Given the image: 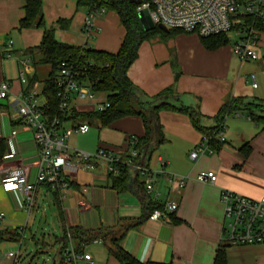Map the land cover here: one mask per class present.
I'll use <instances>...</instances> for the list:
<instances>
[{
	"label": "crops",
	"instance_id": "0c3cea01",
	"mask_svg": "<svg viewBox=\"0 0 264 264\" xmlns=\"http://www.w3.org/2000/svg\"><path fill=\"white\" fill-rule=\"evenodd\" d=\"M23 5V0H0V86H8L7 98L0 100V141L5 146V154L0 159V181L4 171L11 167L24 168L33 179L39 157L33 130L15 115V101L21 96H33L44 109L47 105L42 87L50 67L39 64L36 52L43 30L19 29ZM79 10L73 0H42L44 26L53 30L56 41L84 47L83 13L74 23L79 27L75 43L59 39L72 29ZM108 19L104 15L97 18L98 33L99 26L105 27ZM256 29L259 57L256 61L241 62L233 54L238 39L235 33L226 34V43L214 50L206 49L196 34L179 33L169 38L168 47L173 52L168 56L151 54V39L143 42L136 60L127 70V78L138 90L141 101L149 104L162 91L170 89L174 96L162 101L197 110L202 118L200 125L213 128L216 115L229 100L264 102V31ZM124 35V29L123 34L114 35L101 31L94 46L87 42V48L115 54ZM250 75L254 76L255 88ZM70 110L96 111L95 104L76 100L71 102ZM156 120L162 141L156 145L157 138L152 137L149 161L143 159L141 152L140 160L156 173L157 198L146 194L143 180L131 170L127 171L125 190L112 189L105 163L100 161L94 162L92 169L63 166V175L70 182L64 194L44 185L38 188L36 198L53 205L54 230L56 224L63 236L57 240L59 248L52 264L60 262L59 252L67 231L64 228L100 235L85 244V251L95 264H119L99 247H105L110 237L119 236L128 226L132 227L125 232L121 248L140 263L213 264L216 251L223 245L220 191L228 190L250 199L264 195V129L254 124L245 112L228 116L221 129L223 142L216 139L214 144H208V151L199 154L196 161H191L189 154L197 148L202 135L192 127L188 117L162 110ZM80 124H87L89 131L84 135H70L66 140L69 150L94 153L101 148L122 155L128 149L130 137L142 138L145 134L142 120L135 116L118 119L106 127H100L95 120L61 123L60 133ZM91 128L95 130L91 132ZM244 146L248 148L247 155L241 151ZM9 155L12 157L5 159ZM209 171L217 176L214 184L196 180L197 174ZM173 176L184 177V186L179 187L176 180H171ZM150 202L163 206L160 211L164 212V219L148 220ZM169 204L177 206L174 212L168 211ZM35 211L37 215L38 210ZM30 213L24 211L23 198L7 192L0 183V264H33L38 256L48 254L43 243L46 234H38L42 222L48 225V218L36 222L34 215L30 221ZM21 230L22 239L17 241L13 236ZM225 252L227 264H264V243L227 247ZM8 254L17 257L13 260Z\"/></svg>",
	"mask_w": 264,
	"mask_h": 264
},
{
	"label": "built area",
	"instance_id": "2783aa9c",
	"mask_svg": "<svg viewBox=\"0 0 264 264\" xmlns=\"http://www.w3.org/2000/svg\"><path fill=\"white\" fill-rule=\"evenodd\" d=\"M147 11L151 22L167 29L180 30L187 34H196L201 38H208L223 34L235 33L238 36L232 52L241 61H256L258 30L257 24L264 27V0H139L136 12ZM106 10L94 5L87 10L84 18L82 34L87 42L95 38L98 33L96 20ZM82 69L78 66L61 62L57 69L55 80L58 110L66 113L70 110L73 100L95 104L96 112H104L109 103L104 96L94 92L88 83L81 79ZM252 87H256L254 76L250 75ZM21 82L24 79L21 77ZM8 86H0V100L7 98ZM44 108L33 99L19 97L15 101V115L26 127L33 130V140L37 146L39 157L35 163V175L31 179L27 170L11 167L4 171L0 183L7 192H15L23 198L24 211L29 214L33 208L37 190L40 186H47L64 194L70 182L64 177L63 166H77L92 169L94 162L105 163L108 176H117L120 169L136 172L143 180L147 195L157 198L154 192L155 172L147 168L140 153L135 149L137 138L130 137L127 141V157L104 149H97L94 153L79 150H69L67 138L72 134L84 135L89 131L87 124H80L75 128L66 129L60 133L61 122L58 118H48ZM215 138L223 142L221 132ZM209 136L202 135L197 148L189 154L191 161H196L199 154L208 151ZM211 153V151H209ZM12 156H6L9 159ZM160 160V165L163 166ZM179 187L184 186V177L173 176ZM200 183L214 184L217 176L214 172H200L196 176ZM219 203L223 208V233L221 243L228 247L253 246L264 243V195L259 199H250L228 190H221ZM177 206L167 205L170 212ZM1 218V216H0ZM164 219V212L153 211L148 220ZM23 232V230H21ZM16 259V254H8ZM58 264H95L93 258L85 251V247L78 248L69 230L64 234V244L59 252Z\"/></svg>",
	"mask_w": 264,
	"mask_h": 264
},
{
	"label": "trees",
	"instance_id": "16d2710c",
	"mask_svg": "<svg viewBox=\"0 0 264 264\" xmlns=\"http://www.w3.org/2000/svg\"><path fill=\"white\" fill-rule=\"evenodd\" d=\"M77 8L89 9L94 5L103 7L106 12H113L118 16L119 22L125 31L124 38L119 50L115 54L94 51L89 48H78L56 41L53 30L46 29L42 17V0H23V17L19 21V29H41L43 30L42 38L36 52L40 57V65H48L50 73L44 81L42 95L45 97L47 105L44 110L48 118H58L61 123L68 122H85L95 120L100 127H106L114 121L135 116L142 120L145 134L142 138H137L135 149L141 152L146 146L150 147L152 137H156V145L161 143L159 128L154 130V119L157 118L159 111H171L184 114L188 117L192 127L201 135L210 137L208 144L216 142L215 135L221 132L225 119L237 111L245 112L248 118L257 126L264 129V102L246 99H231L226 102L215 117V126L205 128L200 125L201 116L195 109L186 107H174L168 102L162 100L173 97L174 94L170 89H166L152 99L151 103H145L140 100L138 90L130 83L127 78V70L137 58L139 46L155 37L163 39L171 38L179 33L180 30L170 29L164 33L158 29L145 32L143 31L137 14L136 6L128 3V0H73ZM62 23V21H60ZM256 28L264 31V27L257 24ZM160 35V36H159ZM203 46L208 50H214L224 45L226 35H218L208 38L199 37ZM61 62H68L82 69L81 80L88 83L91 89L103 95L109 103V108L104 112L80 113L69 110L61 113L58 110L59 101L56 96L57 88L55 84L57 69ZM162 101V102H161ZM166 101V100H165ZM160 102V103H159ZM159 103V104H158ZM157 122V120H156ZM246 150V151H245ZM128 149L122 154V159L127 157ZM241 151L247 155L248 148H241ZM5 154V146L0 141V159ZM127 169H120L117 176H109L111 188L121 192L125 190L128 175ZM147 207V213L162 210L163 206L152 203ZM132 226L125 227L119 236L110 237L106 244L108 256L115 259L119 264H156L152 262L140 263L128 255L121 248V241L125 232ZM69 230L72 238L78 248H83L88 241L97 239L100 235L83 232L77 228H64L63 231ZM21 233H16L13 238L17 241L22 239ZM227 245H221L216 251L213 264H227L226 248Z\"/></svg>",
	"mask_w": 264,
	"mask_h": 264
},
{
	"label": "rangeland",
	"instance_id": "374dc122",
	"mask_svg": "<svg viewBox=\"0 0 264 264\" xmlns=\"http://www.w3.org/2000/svg\"><path fill=\"white\" fill-rule=\"evenodd\" d=\"M84 14V18L87 14V10L84 12V9H80L76 15L74 16V19H73V25H72V29L70 31H68L67 33H63V37L64 38H60L59 36V39L61 41H70L72 43H75L76 39L78 38V28L77 26L74 25V23L77 21V19L79 18V15L81 14ZM104 17L105 16H109V19H108V23L106 24L105 27H100V30L102 31V33H109L111 32L113 35L114 34H117V33H121L123 34V29H122V26L119 22V19H118V16L113 13V12H105L104 14ZM77 29V30H76ZM101 31L97 34H95V38L93 40H90L88 42V44L91 46L95 44L96 40L98 39V37L100 36V33ZM169 31V29H168ZM160 36V35H159ZM229 39L230 40H234V37H232L231 35H229ZM168 42H169V38L167 39H163V38H160V37H156L154 39H151L150 40V43H149V47H150V53H154L156 55H165V56H168V55H171L173 50L168 47ZM95 130V128H91V132H93ZM35 210H38V213L36 215V211ZM44 210V211H43ZM55 210L53 208V205L50 204L49 202H41L39 201L38 198H35V201H34V204H33V208H32V211H31V218H30V221L32 220V218L35 217L37 218L36 222L38 220H40V218H42V221L43 220H47V224L48 225H45L43 222L42 224L40 225V228H39V231H38V234L40 236V234H42V232L44 234H46L45 236V240H44V244L46 246V249L48 250V254L47 255H40L38 256V259H36L33 264H52V261L54 259V254L56 253V251L58 250L59 246H58V242L57 240H59L61 237H63L61 234V231H60V228L55 224V230H54V221H56L55 219L53 220L51 218L52 214H54ZM54 216V215H53ZM35 218V219H36ZM45 218V219H44ZM29 232L26 233V240H27V237H28V234ZM49 234V237L47 238V235ZM25 240V244L27 243V241ZM41 241V239H39ZM43 241V240H42ZM23 247L26 248V245H24ZM98 248V247H97ZM100 249H102L103 251L106 250L105 247H99ZM90 250V249H89ZM45 263H44V261Z\"/></svg>",
	"mask_w": 264,
	"mask_h": 264
},
{
	"label": "water",
	"instance_id": "95a60500",
	"mask_svg": "<svg viewBox=\"0 0 264 264\" xmlns=\"http://www.w3.org/2000/svg\"><path fill=\"white\" fill-rule=\"evenodd\" d=\"M128 3L131 4V5L137 6V5H139V0H128ZM136 14H137L139 23H140L143 31L148 32V31H152L154 29H158V30H160V31H162L164 33L168 32V29L166 27L162 26V25L155 26L151 22L147 11H144V10L138 11V12H136ZM153 119H154V130H156L157 129V122H156L155 116H153ZM148 148L149 147L146 146L145 148H143L141 150L142 157H143V159H145L146 162L149 161V157H150L149 155H150V151H151L150 148H149L150 151H148Z\"/></svg>",
	"mask_w": 264,
	"mask_h": 264
}]
</instances>
